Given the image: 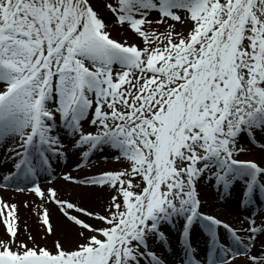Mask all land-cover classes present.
<instances>
[{"label": "rangeland", "instance_id": "obj_1", "mask_svg": "<svg viewBox=\"0 0 264 264\" xmlns=\"http://www.w3.org/2000/svg\"><path fill=\"white\" fill-rule=\"evenodd\" d=\"M87 2L94 20L92 26L101 38H89L75 47L88 19L83 0H0V93L15 89L6 103L7 108H11L10 113L18 119L29 117L37 99H42L46 111L54 115L72 102L76 94L66 69L78 70L84 84L83 93L87 85L94 90L93 98L92 94L84 96L81 92L77 95L79 101L90 97L95 103L103 104L100 116L95 118L99 124L96 127H107L115 109L124 117L131 115L134 109L131 100L136 101L137 91L143 96L139 100L142 117L124 131L123 141L130 151L137 152L139 171L135 174H143L140 185L144 186L161 128L176 120L183 100L182 91L192 79L193 69L204 58L214 56L230 17L231 36L220 47L223 54L216 65L205 63L207 74L194 86L193 93L197 91V96L182 131L183 149L188 146L189 151L214 149L219 152L226 146L222 144V124L230 125L232 130L236 126L233 122L257 113L261 99L264 103V0ZM133 10L137 12L133 14ZM78 25L74 37L57 41ZM23 34L28 41L22 39ZM47 39L51 44L55 41L61 44L46 66L53 71L52 88L44 86L45 68L40 70ZM104 66L112 69L111 74L105 73ZM124 72L128 75L124 84L121 83V97H117L112 83L122 81ZM110 75L113 79L108 78ZM235 89L237 91L227 99ZM52 92L55 96L52 103H48L46 96ZM233 105L241 112L235 114ZM93 111L83 116L84 123ZM89 128L84 130L88 132ZM189 160L192 159L184 163ZM100 170L103 168L96 171ZM163 187L170 191V179L161 184ZM138 194L139 191L118 205L121 209L114 218L109 217L104 238L84 243L80 240L79 244L75 241L70 247L54 248L52 244L49 250H19L0 245V264H101L105 258L106 264H125L126 259L134 262L130 258L129 243L121 241L116 248L115 237L123 221L130 222L138 214ZM80 216L86 219L85 215Z\"/></svg>", "mask_w": 264, "mask_h": 264}, {"label": "bare ground", "instance_id": "obj_2", "mask_svg": "<svg viewBox=\"0 0 264 264\" xmlns=\"http://www.w3.org/2000/svg\"><path fill=\"white\" fill-rule=\"evenodd\" d=\"M86 107H90L89 103ZM11 127L21 128V132L26 135L30 133L27 125L23 123ZM20 137L0 129V245L19 250H49L52 244L54 248L63 245L70 247L75 241L79 244L80 240L84 243L104 237L102 232L106 230L110 214L117 213L121 209L118 205L122 203L123 197L139 186V178L130 169L135 157L121 155L115 150L112 155V141L108 139L102 140L93 153L88 155L85 143H67L68 139L65 138L64 147L58 148L55 144V152L48 154V170L43 171L32 158L27 177L21 175L14 179L13 164L20 156ZM242 142L239 157L244 164L243 170L246 169L247 162L254 160L260 164L261 177L264 180V137L261 140L263 145L257 148L246 137ZM100 153L106 156L107 161L95 160ZM98 168L103 170L96 171ZM95 174H101L102 178L87 185L79 182L85 180V176L92 179L88 175ZM109 174H113L114 179ZM31 180L44 182L41 195L22 189ZM232 182L231 186L222 191L201 183L197 187L200 210L202 208L212 217L223 218L236 225L242 235L247 232L246 219L250 217L248 213L256 214L255 221L260 229L254 235L248 234L250 241L245 244L244 255L223 260L208 251L209 256L201 251L196 259L201 264H264V201L253 196L248 202L249 205L241 203V194L245 191L244 183L235 179ZM80 214L85 215L86 219H82ZM181 221L182 217L178 221L170 222L169 229L166 228L170 240L169 251L165 249L166 244L162 239L153 233L150 236L149 251L160 256L167 264H194L187 257L176 258L182 252L178 244L183 223ZM150 259L151 264H161L151 257Z\"/></svg>", "mask_w": 264, "mask_h": 264}]
</instances>
